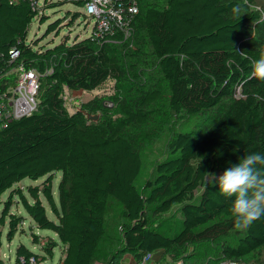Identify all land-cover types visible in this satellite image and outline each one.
Wrapping results in <instances>:
<instances>
[{"label": "trees", "instance_id": "obj_1", "mask_svg": "<svg viewBox=\"0 0 264 264\" xmlns=\"http://www.w3.org/2000/svg\"><path fill=\"white\" fill-rule=\"evenodd\" d=\"M87 1L0 0V55L8 58L18 48L19 61L42 72L53 68L40 79L39 109L0 131V199L11 190V196L21 199L32 229L57 234L64 247L58 264H93L108 234L111 201L122 207L125 220L123 244L108 264H118L121 253L132 254L138 262L145 252L161 248L168 262L219 264L230 259L264 264V217L247 230H236L230 211L234 198L221 195L217 181L196 196L209 174L223 173L244 155L264 154V99L256 98L264 97V81L248 79L250 59L236 52L259 59L264 51L260 14L249 7L247 15L234 18L231 8L241 0H139L133 37L123 40L117 35L119 44L100 43L94 35L71 43L66 37L47 48L28 41L33 19H48L41 7L66 2L84 7ZM249 3L264 8V0ZM79 16L75 11L67 17L72 23ZM62 21L50 23L47 31ZM147 70L150 80L139 88L130 86L127 99L119 101L123 116L118 120L88 118L108 114L102 98L84 102L72 114L65 106V88L90 92L109 80H138ZM161 109L180 120L203 115L205 121L196 131L176 134L170 156L158 163L155 177L141 191L137 182L143 148L129 128L156 123ZM257 167L264 172V165ZM56 172L62 174L58 202L52 181ZM43 177L41 184L15 188L25 178ZM41 194L56 220L48 216ZM177 204L182 213L177 231L169 234L152 227L149 211L159 216ZM7 217L12 240L25 218L5 205L0 222L5 224ZM210 244L219 250L207 263L200 252L186 251L191 245ZM56 246L55 240L45 245L46 256L40 257L22 243L16 261L40 262L52 257Z\"/></svg>", "mask_w": 264, "mask_h": 264}, {"label": "rangeland", "instance_id": "obj_2", "mask_svg": "<svg viewBox=\"0 0 264 264\" xmlns=\"http://www.w3.org/2000/svg\"><path fill=\"white\" fill-rule=\"evenodd\" d=\"M50 1L57 3L60 0ZM42 2L43 0H40L41 4ZM40 11L42 14H46L48 19L44 23H40L38 19H33L28 32V41H33V44H35L36 47H52L63 41L66 37L69 38L68 43H71L75 39L86 38L92 34L94 18L88 17L82 6L66 2L60 5L56 4L47 9L41 7ZM75 11L80 12V16L71 23L70 17L67 16ZM57 19L63 21L57 29L48 32L47 30L49 24ZM117 43L119 44V42ZM150 74V70H147L145 77L138 80H130L124 84H117L114 80H109L102 87L90 92L76 90L75 94H71L72 92L70 90L68 98H64L65 106L68 109V112L72 114L77 110V108L81 107L84 102H88L95 98H102L108 114L103 115L98 113V120L105 118L109 120H118L123 116L120 110L119 101L127 99L128 93L130 92V86L139 88V86L146 84L150 80ZM64 95L66 96L65 91ZM202 116L180 120L178 117L170 116L166 111L161 109L159 110L156 123L149 124L144 128H137L135 126L129 128L130 134L138 139L143 148L141 151L142 170L140 180L137 182L141 191H143L144 183L148 179H153L155 177L156 166L158 163L170 156L169 145L174 140L176 134L186 130H198L200 125L205 121ZM212 174L219 176L222 173L214 172L209 174L204 185L197 190V198L206 185L216 181ZM45 178L46 177H43L39 180L25 178L15 184V188L23 189L29 185H38L41 184ZM61 178V172H56L52 175L53 193L57 202L59 200L58 185ZM24 192L26 196L32 200L28 191L25 190ZM41 197L46 205L48 216L51 219L56 220V217L43 194H41ZM8 200H12L10 204H8ZM5 205H9L11 213L22 215L25 220L21 222V226H19L12 240H10L7 236L10 218H6L5 224L0 222V264H19L16 261V251L18 245L22 243L33 252L39 254L40 257L46 256V253L42 248L45 245H49L54 240L57 242V246L52 247L54 253L53 256H47L44 260L31 264H58L64 255V247L57 234L48 229H41L37 227L32 229L31 219L26 213L21 199L16 195L11 196V190H7L0 199V216ZM180 207L181 206L177 204L169 212L159 216H154L152 211H149L152 227L159 228L165 233L173 234L177 231L178 226L180 225L179 223L182 219ZM106 220L108 234L106 239L100 244L93 264H108L113 252H117L123 244L122 222L125 219L122 207L116 201L110 202ZM33 234H36L39 238L37 243H34ZM218 250V245L214 244H210L208 246L191 245L186 249L189 254L200 252V256H205V263L209 261V258L216 256L215 254ZM130 258L133 259L134 256L130 253H127L126 255L121 253L116 257L115 261H117L118 264H128ZM251 259L253 260L254 258L252 257ZM240 262L241 264H246L243 260ZM254 264H257V262H254Z\"/></svg>", "mask_w": 264, "mask_h": 264}, {"label": "built area", "instance_id": "obj_3", "mask_svg": "<svg viewBox=\"0 0 264 264\" xmlns=\"http://www.w3.org/2000/svg\"><path fill=\"white\" fill-rule=\"evenodd\" d=\"M88 17L94 18L91 35L100 43L116 42V36L129 40L134 34V22L140 12L139 0H88L84 5ZM21 52L18 48L11 50L9 57L0 55V131L10 122L29 116L39 109L38 90L40 79L53 71L52 67L42 72L19 61ZM62 97L68 98L70 91L65 88ZM75 94L76 90L71 91ZM148 253H155V264H184L182 259H164L166 250L156 249L144 253L140 261L130 258L128 264H142ZM23 260V259H22ZM31 262H35L32 258ZM219 264H241L236 260H223Z\"/></svg>", "mask_w": 264, "mask_h": 264}, {"label": "clouds", "instance_id": "obj_4", "mask_svg": "<svg viewBox=\"0 0 264 264\" xmlns=\"http://www.w3.org/2000/svg\"><path fill=\"white\" fill-rule=\"evenodd\" d=\"M254 8L264 20V8L251 5L249 0H241L231 8L234 18L240 19L247 15V9ZM245 59H250L251 72L248 79L264 81V51L260 53L259 59L247 57L246 52L236 51ZM232 62L229 61V64ZM264 99V97H256ZM257 165H264V154L251 153L244 155L238 163L228 167L222 174H212L220 190L221 195L226 198H234L231 213L234 218V228L244 231L251 227L254 221L264 217V172ZM142 264H155V253H148Z\"/></svg>", "mask_w": 264, "mask_h": 264}, {"label": "water", "instance_id": "obj_5", "mask_svg": "<svg viewBox=\"0 0 264 264\" xmlns=\"http://www.w3.org/2000/svg\"><path fill=\"white\" fill-rule=\"evenodd\" d=\"M88 118L96 121L99 119V115H88Z\"/></svg>", "mask_w": 264, "mask_h": 264}, {"label": "crops", "instance_id": "obj_6", "mask_svg": "<svg viewBox=\"0 0 264 264\" xmlns=\"http://www.w3.org/2000/svg\"><path fill=\"white\" fill-rule=\"evenodd\" d=\"M126 257V256H125Z\"/></svg>", "mask_w": 264, "mask_h": 264}]
</instances>
